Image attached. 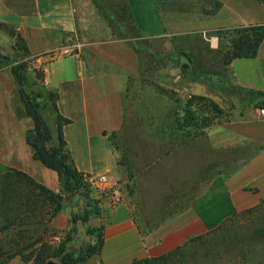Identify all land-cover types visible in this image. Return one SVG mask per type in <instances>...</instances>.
<instances>
[{"label":"crops","instance_id":"obj_1","mask_svg":"<svg viewBox=\"0 0 264 264\" xmlns=\"http://www.w3.org/2000/svg\"><path fill=\"white\" fill-rule=\"evenodd\" d=\"M222 2L218 14L208 15L161 9L156 0H0V21L24 38L30 55L43 64L46 86L59 94V111L71 120L64 126V136L77 168L88 176L108 175L114 184L122 171L115 137L126 127L129 113L168 112L177 106V102L172 105L170 91L182 92L181 76L164 74L158 105L136 102L135 95L143 96L139 92L145 80L140 74L141 52L134 44L140 50L157 51L168 61L193 34L264 24V3L259 0ZM127 30L134 34L119 35ZM212 61L207 59L208 64ZM223 65L226 74L213 76L215 85L198 83L192 92L213 99L226 115L203 136L186 142L190 148L175 153L173 168L168 159L161 160L158 182H154L156 172H149L144 183V190L153 193L162 192L163 184H175L170 197L160 200V212L174 211L163 221L140 223L127 201L99 218L105 224L101 264H132L136 259L162 256L214 230L235 212L261 203L264 118L258 108L264 106V40L256 57L237 58L230 64L223 60ZM32 128L34 121L24 113L14 76L8 70L0 71V174L8 167L18 169L60 191L58 173L34 157L26 137ZM203 143L207 160L221 162L222 167L199 190L195 187L198 174H194V186L184 177L186 170L191 174L198 168ZM172 193L176 199L185 193L195 197L179 207L170 202ZM71 213L72 207L67 206L53 219L54 228L67 229Z\"/></svg>","mask_w":264,"mask_h":264},{"label":"trees","instance_id":"obj_2","mask_svg":"<svg viewBox=\"0 0 264 264\" xmlns=\"http://www.w3.org/2000/svg\"><path fill=\"white\" fill-rule=\"evenodd\" d=\"M156 1L161 9L208 15L218 14L223 7L222 0ZM259 1L264 3V0ZM115 21L118 23V19ZM216 32L221 36L222 47L225 48L226 64L237 58L256 57L264 40V24L218 29ZM133 34L129 30L119 33L127 37ZM17 37L19 49L30 55L24 38L20 34ZM134 45L139 52L138 45ZM11 73L17 84L24 113L34 121V128L27 132V141L34 148V157L58 173L61 189L54 191L14 168L8 167L5 173L0 174V264H8L15 257L31 264H46L49 260H57L62 264H75L77 261L83 263L95 253L100 254L104 243V228L88 231L97 237L95 245L79 250L73 248L79 222H88L91 216L101 215V208L98 201L91 198L93 189L87 180L88 175L77 168L64 136V126L71 120L60 113L59 94L56 91L45 86H40V90L35 89L36 80L45 79V71L42 74L38 72L36 80L32 81V73L23 62L14 65ZM197 101L204 102L213 115L197 118L191 114L190 108ZM43 109H51L54 113L56 132L50 126ZM186 112L184 118L178 117L176 120L178 132L194 128L196 134L201 135L223 116L225 110L209 97L193 95L187 102ZM76 197L83 198L84 208L81 212L72 211L71 228L65 236L60 237L57 245L51 239L57 236L53 219L67 206H71ZM262 206L264 198L257 206L235 212L214 230L193 237L162 256L136 259L132 264H264V258L257 260L254 256L257 242L264 243V219L260 225L255 224L256 228H251V240L248 242H245L246 236L238 229L233 230L228 226L235 220L256 214ZM261 248L264 255V245Z\"/></svg>","mask_w":264,"mask_h":264},{"label":"rangeland","instance_id":"obj_3","mask_svg":"<svg viewBox=\"0 0 264 264\" xmlns=\"http://www.w3.org/2000/svg\"><path fill=\"white\" fill-rule=\"evenodd\" d=\"M17 34L14 28L0 23V71L8 70L11 72L14 65L24 62L27 64L29 72L32 73V81H35L36 74L38 72L42 74L45 71L43 69V64H41L38 58L28 55L25 51L19 49ZM212 37H215L214 40H212ZM186 42L187 44H185L181 50H178L177 56L175 58L168 57V61H166L164 57H160L157 51H149L141 48L140 74L145 81L143 89L139 92L140 95L143 96H134L136 102L139 104L146 102L152 105H158V94L162 93L164 90V87L160 84V78H162L161 76L164 74L170 75L173 78H175L176 74L180 75L181 77L179 80L181 81L180 88L182 92L170 91V97L173 99L172 105H176L177 102V106L176 108H170L168 112L161 114L157 109H153L148 113L142 111L129 113L126 127L121 130L119 134H116L115 137L117 142L116 149L119 152L120 166L122 169L119 174L120 179L117 181V186L123 194L122 203H126L127 201L130 202L133 206L134 218L140 223L144 222V220H149L151 223H153L152 221H163V219L168 217L169 213L174 211L168 210L167 213L160 212V200L170 197V191L176 186L175 184H163L162 192L159 193L157 191L153 193L152 191L149 192L148 190H144V183H146L147 177H149V172H156L154 182H158L160 161L162 160V162H164L168 159V164H171L168 166L173 168L174 161L172 158H174L175 153H180L179 150H181V148H184L183 150L190 148V144L186 142L190 141L191 138L197 139L205 134L206 130L203 134L197 135V130L194 128L178 132L176 120L178 117L184 118L187 113V102L195 95L192 92V87L198 83H211L215 85L213 76L218 78L226 74L223 65L225 48H223L224 46L222 47L221 36L216 31L209 32L207 35L193 34L192 40H187ZM182 58H185V61H182ZM207 59H213L212 62L214 63L208 64ZM36 82L37 85H35V89H39L40 86L48 88L45 79L40 78L37 79ZM219 83L220 85H218V87H221L222 83ZM190 110L191 114L197 118L213 115L212 111L204 102H195ZM43 112L50 126L54 132H56L54 113L51 109H43ZM225 115L224 113L222 117ZM181 144L183 146L180 147ZM177 147L180 148L177 149ZM205 149L206 146L204 143L199 145V150H203L200 153L204 155H201L198 160V168L196 170L193 168L191 174L190 170H186L185 172L186 174L188 173V175H186V177L183 176L187 184L193 183L194 186L195 182L193 181H196L194 174H198V181L195 187H198L199 190L205 189L206 186L217 177L218 173L221 172L222 167L221 162L210 163L207 160ZM164 173L163 170V179L165 181L166 178ZM169 179L175 180L174 177ZM151 181H153V179ZM173 195L175 194L172 193L171 199L173 200L170 202L178 204L179 207L190 200L192 201L195 197L192 193H185L183 197L179 199H176ZM190 195L192 198L189 197ZM91 198L98 201V205L101 208V215L91 216L88 222H79L78 232L74 235L75 243L73 248L75 250L95 245L97 237L94 236L93 233H88V231L104 228V221L99 218L102 219L113 210V208L108 206V201L105 196H97V194L93 192ZM84 203L85 201L83 198L76 197L71 204L72 211L81 212L84 208ZM167 204L169 205V202L164 203V205ZM256 212L257 213L254 215L249 214L228 225L231 226L233 230L238 229L241 234L245 235L247 237H245V242L251 240V228H256L255 224L260 225L263 221L264 206L260 207ZM151 225L153 224H148L146 226L151 227ZM70 228V221L68 228L61 232L55 228L57 236L51 238L52 241L58 245L60 237L65 236ZM263 245L264 243L260 241L256 244L254 256L257 260L264 258L261 248ZM251 259L254 263L255 261L252 257ZM8 264L31 263H24L20 257H15L11 259ZM75 264H101V262L99 254L95 253L89 257L87 261L83 263L77 261Z\"/></svg>","mask_w":264,"mask_h":264},{"label":"built area","instance_id":"obj_4","mask_svg":"<svg viewBox=\"0 0 264 264\" xmlns=\"http://www.w3.org/2000/svg\"><path fill=\"white\" fill-rule=\"evenodd\" d=\"M258 114L264 118V106L258 108ZM93 192L97 196H105L110 208H115L122 203L123 194L118 188L117 183H112L108 175L87 176Z\"/></svg>","mask_w":264,"mask_h":264},{"label":"water","instance_id":"obj_5","mask_svg":"<svg viewBox=\"0 0 264 264\" xmlns=\"http://www.w3.org/2000/svg\"><path fill=\"white\" fill-rule=\"evenodd\" d=\"M182 61H185V58H182ZM46 264H60V263L55 260H49Z\"/></svg>","mask_w":264,"mask_h":264}]
</instances>
